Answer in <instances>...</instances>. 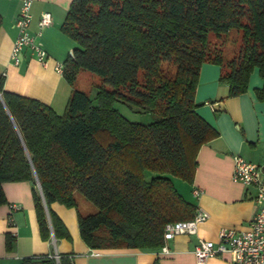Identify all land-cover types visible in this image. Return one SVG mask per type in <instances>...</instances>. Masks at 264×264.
Instances as JSON below:
<instances>
[{
	"label": "trees",
	"instance_id": "1",
	"mask_svg": "<svg viewBox=\"0 0 264 264\" xmlns=\"http://www.w3.org/2000/svg\"><path fill=\"white\" fill-rule=\"evenodd\" d=\"M61 30L78 45L63 64L73 91L62 115L6 91L0 74V205L3 184L37 180L43 241H71L51 206L77 209L80 193L98 210L78 213L91 250L162 249L166 225L197 211L172 178L193 184L200 149L218 136L197 113L202 66L220 67L230 97L247 92L257 69L264 102V0H73ZM232 31L236 49L226 47ZM82 72L101 80L94 99L75 89ZM118 101L156 120L131 122L114 108ZM14 242L7 235L6 249ZM22 264L74 263L53 253Z\"/></svg>",
	"mask_w": 264,
	"mask_h": 264
},
{
	"label": "crops",
	"instance_id": "2",
	"mask_svg": "<svg viewBox=\"0 0 264 264\" xmlns=\"http://www.w3.org/2000/svg\"><path fill=\"white\" fill-rule=\"evenodd\" d=\"M72 1H33L29 28L32 35L38 33L41 14L52 16L51 26L37 40L47 54V64L42 65L36 54L26 48L20 56V65L15 66L11 52L18 36L15 24L21 4L19 0H0V74L5 80L4 89L38 100L58 115L64 113L73 91L56 70V66L63 65L78 48L61 30ZM220 77L218 65L204 64L196 90L197 113L218 133L217 138L200 149L194 182L189 184L191 196H185L197 211L208 214V220L199 224L196 235H180L166 242L167 253L161 249L94 251L80 237L78 213L83 214L77 201V209L57 203L51 206L66 226L71 241H58L52 236V240L46 242L40 236L35 212L33 190L40 193L37 183L36 186L30 182L5 183L3 191L7 203L0 205V264H22L26 259H41L53 253L73 256L74 264H198L194 255L198 240L217 243L222 229L244 231L258 213L260 203L255 200V188L234 182L232 172L236 156L264 168V102L256 97L263 81L258 70H254L247 92L230 97L229 86L222 83ZM95 86L91 89L93 99L97 93ZM194 189L201 190L198 198L193 196ZM80 204L88 215L95 214L91 206L81 200ZM7 235L15 239L10 250L6 249ZM204 264H234V257L225 254Z\"/></svg>",
	"mask_w": 264,
	"mask_h": 264
},
{
	"label": "built area",
	"instance_id": "3",
	"mask_svg": "<svg viewBox=\"0 0 264 264\" xmlns=\"http://www.w3.org/2000/svg\"><path fill=\"white\" fill-rule=\"evenodd\" d=\"M19 1L21 4L20 12L15 24L18 36L12 48L11 62L15 66H19L21 54L26 48H29L36 54L37 60L42 65H46L47 54L39 47L37 40L42 32L51 26L52 16L49 13L41 14L38 22V33L32 35L29 28L32 21L31 8L34 0ZM63 69L62 64L56 66V70L60 74L63 73ZM232 180L246 187L255 188L257 192L255 200L260 203V209L244 231L222 229L218 234L217 243L198 240L194 249L198 264H204L211 258L225 254H231L234 257V264H264V168L236 156L234 157ZM200 195L201 190H193L194 197L198 198ZM207 220V213L197 211L191 220L167 224L164 229V242L173 240L180 235H196L199 224ZM161 250L163 253L168 252L166 245Z\"/></svg>",
	"mask_w": 264,
	"mask_h": 264
},
{
	"label": "rangeland",
	"instance_id": "4",
	"mask_svg": "<svg viewBox=\"0 0 264 264\" xmlns=\"http://www.w3.org/2000/svg\"><path fill=\"white\" fill-rule=\"evenodd\" d=\"M237 33L231 32V35L229 37V40L226 42V47L228 49H236L237 46L239 45L240 41H238L237 38ZM233 39H236V42L233 41ZM213 40V39H212ZM220 44V41H216L215 39L213 40L214 46H218ZM257 71V69H256ZM100 78L95 76L92 73L89 72H82L80 73L75 89L83 91L87 93L91 99H93V93H91V89L93 85H98L100 84ZM114 108L119 111L121 115H123L126 119H128L131 122L134 123H140V124H150L156 120V117L153 115H150L148 113H144L141 110H139L136 107L130 106L126 103H123L121 101H118L115 103ZM150 177H148V180ZM173 185L176 189V191L185 199V196H191V191L189 184L186 183L185 181H182L177 178H172ZM38 185V184H37ZM76 199L79 201V207L83 215H88L86 212H84L83 206L80 204V200L85 202L88 206H91L95 210V213L98 211L97 208L87 201L80 193L76 194ZM187 201V200H186Z\"/></svg>",
	"mask_w": 264,
	"mask_h": 264
},
{
	"label": "water",
	"instance_id": "5",
	"mask_svg": "<svg viewBox=\"0 0 264 264\" xmlns=\"http://www.w3.org/2000/svg\"><path fill=\"white\" fill-rule=\"evenodd\" d=\"M71 56H72V54H71ZM0 98H1V95H0ZM36 182H37V184H38V187H39V190H40V193H41V188H40V186H39V182L36 180Z\"/></svg>",
	"mask_w": 264,
	"mask_h": 264
}]
</instances>
